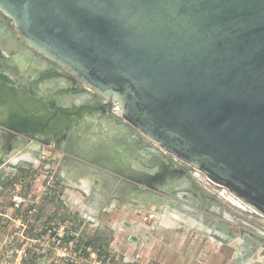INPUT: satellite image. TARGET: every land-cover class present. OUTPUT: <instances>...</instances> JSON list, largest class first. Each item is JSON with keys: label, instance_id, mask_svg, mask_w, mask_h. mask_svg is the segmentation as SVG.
Here are the masks:
<instances>
[{"label": "rangeland", "instance_id": "obj_1", "mask_svg": "<svg viewBox=\"0 0 264 264\" xmlns=\"http://www.w3.org/2000/svg\"><path fill=\"white\" fill-rule=\"evenodd\" d=\"M10 22L1 83L66 109L104 100ZM113 111L45 135L0 125V264H264V216Z\"/></svg>", "mask_w": 264, "mask_h": 264}, {"label": "water", "instance_id": "obj_2", "mask_svg": "<svg viewBox=\"0 0 264 264\" xmlns=\"http://www.w3.org/2000/svg\"><path fill=\"white\" fill-rule=\"evenodd\" d=\"M0 11L64 69L54 73L104 97L66 109L0 82L14 112L0 125L45 135L119 107L162 149L264 212V0H0ZM16 96L33 102L20 111Z\"/></svg>", "mask_w": 264, "mask_h": 264}, {"label": "bare ground", "instance_id": "obj_3", "mask_svg": "<svg viewBox=\"0 0 264 264\" xmlns=\"http://www.w3.org/2000/svg\"><path fill=\"white\" fill-rule=\"evenodd\" d=\"M18 95H25L24 92L22 93H18ZM22 97V98H21ZM27 98V97H26ZM24 96H16V98H12L13 103L15 104L16 108L19 109L20 111H24L23 109L26 107V99ZM33 102V100H31L30 98H27V102ZM119 108V107H117ZM117 110V109H116ZM118 114L120 113V111L117 112ZM116 113V114H117ZM72 115V114H70ZM82 121V120H81ZM83 122V121H82ZM82 124V123H81ZM78 125V124H77ZM92 168V167H91ZM211 181V180H210ZM216 183V182H215ZM218 184V183H217ZM221 185V184H220ZM249 204V208H251L252 210L262 214V216H264V212L259 210L257 207H255L254 205H252L250 202H248ZM247 205V204H246ZM132 239V238H131Z\"/></svg>", "mask_w": 264, "mask_h": 264}, {"label": "trees", "instance_id": "obj_4", "mask_svg": "<svg viewBox=\"0 0 264 264\" xmlns=\"http://www.w3.org/2000/svg\"><path fill=\"white\" fill-rule=\"evenodd\" d=\"M84 251H85V253H86V255H87V254H88L87 251H86V250H84Z\"/></svg>", "mask_w": 264, "mask_h": 264}, {"label": "built area", "instance_id": "obj_5", "mask_svg": "<svg viewBox=\"0 0 264 264\" xmlns=\"http://www.w3.org/2000/svg\"><path fill=\"white\" fill-rule=\"evenodd\" d=\"M15 204H17V203H15Z\"/></svg>", "mask_w": 264, "mask_h": 264}, {"label": "flooded vegetation", "instance_id": "obj_6", "mask_svg": "<svg viewBox=\"0 0 264 264\" xmlns=\"http://www.w3.org/2000/svg\"><path fill=\"white\" fill-rule=\"evenodd\" d=\"M11 23V22H10ZM86 87V86H85Z\"/></svg>", "mask_w": 264, "mask_h": 264}]
</instances>
